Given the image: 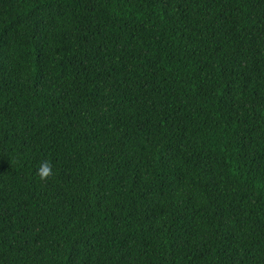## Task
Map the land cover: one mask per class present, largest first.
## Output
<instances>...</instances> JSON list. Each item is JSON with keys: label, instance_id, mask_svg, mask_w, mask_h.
<instances>
[{"label": "trees", "instance_id": "obj_1", "mask_svg": "<svg viewBox=\"0 0 264 264\" xmlns=\"http://www.w3.org/2000/svg\"><path fill=\"white\" fill-rule=\"evenodd\" d=\"M0 264H264V0H0Z\"/></svg>", "mask_w": 264, "mask_h": 264}, {"label": "clouds", "instance_id": "obj_2", "mask_svg": "<svg viewBox=\"0 0 264 264\" xmlns=\"http://www.w3.org/2000/svg\"><path fill=\"white\" fill-rule=\"evenodd\" d=\"M37 174L39 175L41 180L47 179L52 175V166L48 162H42L39 169L37 170Z\"/></svg>", "mask_w": 264, "mask_h": 264}]
</instances>
